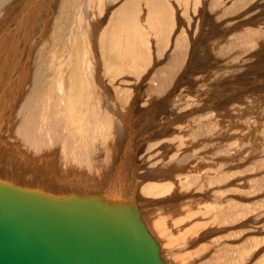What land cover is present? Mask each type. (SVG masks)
Returning <instances> with one entry per match:
<instances>
[{
    "label": "rangeland",
    "instance_id": "374dc122",
    "mask_svg": "<svg viewBox=\"0 0 264 264\" xmlns=\"http://www.w3.org/2000/svg\"><path fill=\"white\" fill-rule=\"evenodd\" d=\"M26 1L0 0V42L16 32L14 48L8 50L9 61L0 58V134L13 102L12 65L17 70L16 78L30 66L25 91H40L36 97L40 100L26 104L33 117L31 123L44 114V107H49L53 115L60 113L54 112V102L61 78L65 106L77 102V90L86 99L89 83L94 104L103 97L111 105L113 124L118 125L112 139L133 142L132 166L136 164L131 183L138 190L148 185L162 186L163 193L135 200L141 215L149 219L150 211L151 216L189 213V220L186 217L175 222L172 233L182 227L189 230L187 227L197 221L199 227L201 221L206 222L198 227L200 231L196 228L197 233L189 234L191 240L185 242L190 246L185 243L183 248L167 249L166 253L161 250L163 260L171 264L173 254L192 253L194 248L198 254L184 264H264V0H222L219 12L220 4L213 5L215 0H200L196 10L193 5L184 6L186 11L177 0H170L177 19L171 44L157 48L156 37L150 32L153 30L146 31L151 33L150 60L139 61L138 68L127 49L114 53L107 38V18L117 16L124 0H44V9H33V0H28L27 15L21 13L15 18ZM135 1V10L140 4L137 11L141 13L136 15L133 10V15L140 25L146 21L148 7L144 2H148ZM30 16L31 25L27 23ZM25 30L28 36L22 35ZM176 31L187 35L184 50L171 46ZM16 50L22 54L16 55ZM19 55L20 62L16 59ZM149 87L154 88L152 96L148 95ZM44 102L50 103L44 106ZM71 109L77 110L74 106ZM110 113L106 112L107 117ZM4 142L0 141V155ZM2 157L0 167L6 165ZM35 159L32 171L37 170L39 175L33 187L43 191L38 176H44V166L50 163ZM120 162V170L114 174L104 171L109 180L113 177L112 184L119 173L123 175V165L127 168L131 164L124 158ZM56 180L50 178L49 184L62 185ZM20 186L16 187L31 191ZM180 206L186 210H180ZM194 210H212L217 217L209 220L204 211L201 216L207 217L205 221L196 213L190 215Z\"/></svg>",
    "mask_w": 264,
    "mask_h": 264
},
{
    "label": "bare ground",
    "instance_id": "6f19581e",
    "mask_svg": "<svg viewBox=\"0 0 264 264\" xmlns=\"http://www.w3.org/2000/svg\"><path fill=\"white\" fill-rule=\"evenodd\" d=\"M27 1L18 11H16L15 18L21 13H25L27 15L29 9H27ZM145 1L148 3L146 4L144 1H142V3L144 2V4L148 7L146 9V21L141 22L140 25H137L138 20H136L137 23L135 22L137 17L133 15L140 7L139 4L137 10H135V0H124L121 10L116 13L117 16L111 15L110 19L107 18V20H109L107 21V26H109L110 31L109 36L107 33V38L109 41H111L110 47L114 49V53L116 50L125 51L127 49L126 52H129V54L133 55L135 58L134 63L136 65L140 64L141 62H146L149 59V38L151 33L156 37L158 45L157 48H161L163 46L169 47L168 45L170 43V39L173 36L172 34L176 28L177 19L175 15V9L172 6L173 1L172 3L170 0ZM35 2L33 0V9H44V4L46 3H44V0H41V2H39V0L38 2ZM177 2L179 7H182L183 11H186L184 6L186 7L187 5H193V9L196 10L200 4V0H177ZM221 2L222 0H215V3L213 4L217 7L220 4L219 9L217 10L218 12L221 11ZM13 6H15L14 3H12V7ZM138 13H141V10L137 11L136 15ZM31 16L27 19V23L29 25H31ZM223 16H225V14H223ZM179 18H181V16ZM182 22L185 23V20ZM97 27L99 28L100 26ZM181 29L183 30V28ZM149 30L153 31H150L151 33L149 32L150 34H147L146 31ZM121 31L124 32V35L120 37ZM4 32L6 33V30ZM185 34L186 33L183 31H176L175 38L174 40L172 39L173 42L171 45L173 48H175V50L180 51V49L184 50L183 48L187 47V35L185 36ZM22 35H26V30L22 33ZM14 37H16V32L6 36L4 42H0V58L2 61H9L8 50H13L12 48H14ZM98 37L96 36V38ZM121 43L123 46H121ZM16 52V55L22 54L21 51L18 52V50H16ZM87 52H89V50ZM119 57H122V55ZM16 59H18L20 62L21 56L19 55V57ZM138 67L139 66L137 65V68ZM28 69L27 67L26 69H23L20 77L16 78L17 70L15 69V65H12L10 68L11 77L13 78L11 79L12 91L10 90V94L12 92L13 97L11 94L10 99L13 102L12 107L7 111L6 114L5 130L0 134V141H5L4 143L6 145H4V152L6 151L5 154L4 152H1L0 155L1 157L3 155L5 156L2 158L6 163L4 167H0V184H2L0 185V199L6 200L7 202L9 201L10 203L18 205L21 208H25L27 211L34 214L41 215L43 212L54 213L56 211L63 212L65 214L81 212L83 214L89 215L90 217H94L100 224H103V226L111 228L112 230H125L131 235L139 233L143 234V232H145L150 241L155 246L156 256L160 264H169L170 261L166 263L163 260L162 256L164 254L161 255V250H164V253H166L167 249L183 248L184 244L187 243L185 242L186 239L191 240V235L189 236V234L196 232V228L199 227L197 223L199 222L197 221L194 223V225L197 224L195 227H193L194 225L192 224L193 226L191 227L193 228L187 227L189 230H184L183 227L180 230L175 228L177 229L176 233H172L170 229H172V227H176L177 224H175V222L177 220L182 222V220L184 221L186 217L189 220V213L187 214V212L184 213L180 211L182 212L181 215L180 212H170V214L167 213L166 215L151 216L152 212L150 211L151 214L148 215L150 216L149 219L141 215L137 209L135 200H143L146 196H150L151 198V196L155 197L156 195L163 193L161 190L162 186L148 185L147 187L143 186L140 190H138L137 186L134 185V183H131V173L134 169L133 166L136 164L135 163L132 166L135 161L132 158L134 153L133 142L132 140L120 142L121 139L116 142L114 139H112L114 138L113 134L117 131L118 125L113 124L112 113H110L111 107H109L111 105H107L104 102L103 97H96L98 99L96 100L95 105L92 100L93 95L90 93L92 89L89 83H87L88 92L86 94V99L82 94L80 95L77 90V94L75 93L74 95L78 98L77 102L75 104H68V106H65L63 100V97L65 96L63 93L65 92V84L64 79L61 78L59 80L60 82L58 81L59 84L57 86L59 96H57V99L54 102V112L60 113H55L53 115V111L50 110L49 107H44V114H41L40 117L31 123L33 120L31 118L33 117L29 115L31 111L26 104L30 101L40 100L36 99L37 94L40 91H35L32 94H29L27 91H25L29 81V76L27 74ZM158 85L163 86V82ZM154 88H148L150 89L148 95L152 96L154 94ZM17 99L19 101H17ZM50 99L51 98L48 97V100ZM74 99L75 98H73V100ZM49 103L50 102H44V106H48ZM72 106H74L77 110L71 109ZM98 108L99 110H97ZM92 109H95L96 112ZM49 112L52 113L49 114ZM74 112L76 113L74 114ZM106 112L110 113L111 116L107 117L109 114H106ZM6 142L9 143V145L6 144ZM11 144L13 146H11ZM42 158L44 159V164H46V162L50 163L49 166L47 165L49 167L48 170H52L47 171V166H44V176H38L40 177L39 181H41L44 192L42 191V188L41 191H39V188L34 189V181L35 179L38 181L37 175L39 174H37V170L32 171V164L36 162H33V159H39L37 161L40 162ZM123 158L125 160H129L131 164H129V166L127 165V168L123 165V175L119 173L118 177L115 176L117 178H115V182L112 184L111 181H113V177H111V180H109V175L105 176L104 171L108 172L110 170L113 172V174L115 170L119 171L120 168H118L117 165L120 166L119 163H121L120 161L123 160ZM2 165H4V163ZM107 172L105 174H107ZM116 175H118V172ZM122 176L124 177L122 178ZM50 178H53L54 180H60L62 185L58 186V184H54L52 187V184H49L52 183V179L50 181ZM42 179L44 182H42ZM109 181L111 184L108 183ZM7 183L14 185L12 186ZM16 186H20L31 191L24 192L21 190V188L18 189ZM52 194H56L55 197L52 196ZM187 206L189 205H186L185 207ZM179 209H183V206H180ZM185 210L186 209H183V211ZM190 210L188 212H190ZM194 211L195 212H191L190 215L192 213H196L198 218L203 217V220L207 218L201 216V214L205 215V212L206 216L208 215L210 217V219L208 218L209 220H211V218L213 220V218L217 217L214 216L215 213H213L212 210H204L205 212L201 210ZM196 214L193 216L197 217ZM201 222V224L206 223L204 221ZM208 222L210 224V221ZM168 223H170V225H168ZM201 224H199V228L204 226ZM199 228L197 230L200 231ZM198 235L199 234H197V236ZM194 236L195 235H193V237ZM187 244L190 246L189 243ZM193 249L191 251L192 253L188 252L185 254H173L172 258L170 259L172 262L171 264H184V262L187 261V258L198 254L199 250L193 251Z\"/></svg>",
    "mask_w": 264,
    "mask_h": 264
},
{
    "label": "water",
    "instance_id": "95a60500",
    "mask_svg": "<svg viewBox=\"0 0 264 264\" xmlns=\"http://www.w3.org/2000/svg\"><path fill=\"white\" fill-rule=\"evenodd\" d=\"M0 264H160L145 232L111 229L81 212L34 214L0 199Z\"/></svg>",
    "mask_w": 264,
    "mask_h": 264
}]
</instances>
